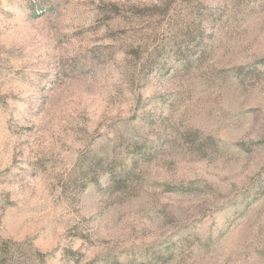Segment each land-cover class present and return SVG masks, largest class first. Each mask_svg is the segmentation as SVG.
I'll use <instances>...</instances> for the list:
<instances>
[{"label":"rangeland","instance_id":"374dc122","mask_svg":"<svg viewBox=\"0 0 264 264\" xmlns=\"http://www.w3.org/2000/svg\"><path fill=\"white\" fill-rule=\"evenodd\" d=\"M264 264V0H0V264Z\"/></svg>","mask_w":264,"mask_h":264},{"label":"trees","instance_id":"16d2710c","mask_svg":"<svg viewBox=\"0 0 264 264\" xmlns=\"http://www.w3.org/2000/svg\"><path fill=\"white\" fill-rule=\"evenodd\" d=\"M1 264H5V263H4V261H3V262H1Z\"/></svg>","mask_w":264,"mask_h":264}]
</instances>
